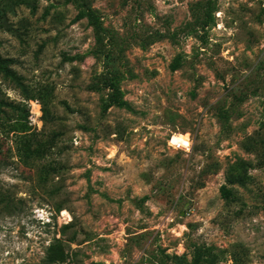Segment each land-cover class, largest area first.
<instances>
[{
    "label": "rangeland",
    "instance_id": "obj_1",
    "mask_svg": "<svg viewBox=\"0 0 264 264\" xmlns=\"http://www.w3.org/2000/svg\"><path fill=\"white\" fill-rule=\"evenodd\" d=\"M198 252L264 264V0H0V264Z\"/></svg>",
    "mask_w": 264,
    "mask_h": 264
},
{
    "label": "trees",
    "instance_id": "obj_2",
    "mask_svg": "<svg viewBox=\"0 0 264 264\" xmlns=\"http://www.w3.org/2000/svg\"><path fill=\"white\" fill-rule=\"evenodd\" d=\"M78 1H80L82 4H85V0H78ZM221 195H222V198L228 202L233 200V195L231 191L228 190L225 186L222 187L221 189ZM201 260H202V254L198 252L195 257L194 264H201Z\"/></svg>",
    "mask_w": 264,
    "mask_h": 264
},
{
    "label": "bare ground",
    "instance_id": "obj_3",
    "mask_svg": "<svg viewBox=\"0 0 264 264\" xmlns=\"http://www.w3.org/2000/svg\"><path fill=\"white\" fill-rule=\"evenodd\" d=\"M173 143V145L175 146V145H178V144H183V145H185V146H188L189 145V143H188V140L186 139V138H184L183 136H175L174 138H173V141H172Z\"/></svg>",
    "mask_w": 264,
    "mask_h": 264
},
{
    "label": "built area",
    "instance_id": "obj_4",
    "mask_svg": "<svg viewBox=\"0 0 264 264\" xmlns=\"http://www.w3.org/2000/svg\"><path fill=\"white\" fill-rule=\"evenodd\" d=\"M188 143H189L188 146H185V145H183V144L180 143L178 145H175L174 147L176 149H178L179 151H182L184 153H190V151H191L190 139H189Z\"/></svg>",
    "mask_w": 264,
    "mask_h": 264
}]
</instances>
